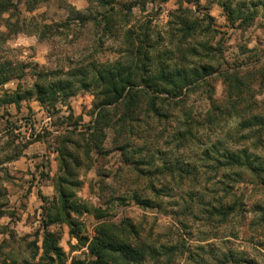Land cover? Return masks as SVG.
Returning <instances> with one entry per match:
<instances>
[{
  "label": "clouds",
  "instance_id": "1",
  "mask_svg": "<svg viewBox=\"0 0 264 264\" xmlns=\"http://www.w3.org/2000/svg\"><path fill=\"white\" fill-rule=\"evenodd\" d=\"M246 2L249 10L258 14L253 23L242 30L241 42L246 49L243 56L254 57L258 61L256 72L264 75V45L257 44L255 39L260 24H264V7L252 9V0ZM223 4L224 0H214L213 11L209 13L213 22L209 23L195 12L194 6L183 0H166L160 5L146 0L143 9L136 4L130 13H123L129 16V22L123 26L119 39L105 36L103 25L95 28L96 21H88L93 32L84 47L69 43L76 38L73 28L80 23L78 18L68 29L53 26L76 14L92 15L97 20L111 14L108 6H102L99 0H50L49 4L38 7L29 19L5 14L8 24L0 25V54L10 59L14 68L28 65L23 71L35 75L27 86L33 88L45 80L70 81L79 89L77 96L82 102L72 103L73 98L69 96L68 101L46 105L34 97L31 103L21 102L17 106L13 97V102L5 106L11 115L0 120V187L15 190V195L9 199L15 209H20L17 215L21 218L14 222L7 214L0 217V264H52V261L59 264V260L54 259L55 253L45 248L38 215L26 221L31 214L39 213V206L44 203L42 197L50 201L53 196L57 207L63 208L64 231L55 247L69 253L65 264H70L71 255L84 259L86 264L94 259L84 245L70 235L72 229L65 227V212L85 220L87 232L94 236L92 230L99 222L93 217L100 210L105 211V216L115 218L116 227L112 231L121 241L143 251L142 264H200L201 258L206 264H216L207 254L208 244L218 249L216 255L220 260L231 252L237 258L264 264V246H261L264 245L261 220L264 212L254 209L257 203L264 204V183L261 182L264 173H253L246 163L221 167L205 156L207 152L216 159H223L221 154L226 151L234 153L246 149L264 157V143L260 142L264 137L258 132L259 126H244L251 117L264 116V87H248L236 95L231 83L217 91L215 83L204 84L197 79L191 85L192 90H188L165 80L163 75L149 83L140 82L135 88L134 82L120 86L108 83L110 77L101 59L109 49H115L118 57L136 56L125 34L130 29L135 30L134 26L138 28L137 22L144 24L152 19V27L159 25L158 30L164 36L163 47L173 53V59L167 61L169 65L182 58L186 69L201 73L205 68L212 69L204 80L211 81L217 76L228 80L227 72L221 70L228 69L230 64L235 66L241 54L238 49L234 53L215 50L224 28L230 27ZM158 7L163 12L156 17ZM232 7L235 8V3ZM182 8L187 12L181 13ZM169 12L174 15L169 16ZM181 14L197 26L187 34L177 33L173 37L166 27L167 21ZM46 26L53 27V31L47 32ZM142 58L137 57V67ZM120 64L131 71L137 70L125 64L124 59H120ZM247 66L241 64V67ZM233 78L240 79L238 72ZM6 91L13 95L16 82L9 80L0 84V99ZM125 97L126 106L121 103ZM57 137L60 146L72 156L61 158L60 152L48 148ZM122 138L132 147L125 148L120 143ZM133 148L141 151L134 153ZM118 149L123 150L117 156ZM53 159L55 165L50 163ZM126 159L129 163H125ZM140 159L151 162L131 163ZM166 162L171 170L165 167ZM177 162L179 167H176ZM186 165L194 166L198 175H181L180 168ZM69 169L73 175L68 174ZM149 172L153 175H147ZM224 173L231 179H224ZM209 177L211 182L206 183ZM229 184H233L232 192L227 191ZM101 185L120 190L114 192L109 202L101 193ZM206 186L217 190L214 201L217 207L240 201L246 211L240 213V205H237V212L228 215L227 221L202 217L200 223H195L192 217L201 216L203 211L198 201L212 200L205 192ZM165 189L171 194L164 195L161 190ZM194 193L199 196L190 199ZM65 196L67 209L64 208ZM137 197L154 204L164 202L169 221L167 231L154 223L162 211L149 208L151 211L146 212L148 207L137 203ZM21 203L27 205L26 210L20 208ZM4 211L8 213L14 208L10 206ZM172 212L182 214L173 216ZM124 217L130 220V225L120 224ZM180 223L190 227L182 229ZM186 231L193 232L194 237L190 239ZM88 243L91 245L93 240L89 239ZM198 245L204 246L203 253L199 252ZM73 247L79 251L71 252ZM170 248L175 251H169ZM49 257L53 259L50 261Z\"/></svg>",
  "mask_w": 264,
  "mask_h": 264
},
{
  "label": "rangeland",
  "instance_id": "2",
  "mask_svg": "<svg viewBox=\"0 0 264 264\" xmlns=\"http://www.w3.org/2000/svg\"><path fill=\"white\" fill-rule=\"evenodd\" d=\"M6 1L10 4V14L17 16V17H20L22 19L31 18L32 13L38 7L49 4V2H50V0H6ZM224 1H226L231 6H233V4L235 3L234 9L237 10L238 8H240L243 12L241 15L243 17H245V19L240 18V15L238 12H236L234 14V18H235L234 22H230V27L224 28L222 34L220 35V39L217 43L215 50L219 51V52H229V50H232L234 53L235 50L238 49L241 56L238 57L235 66L230 64L228 66V69H222L221 70L222 72H227L228 80H225L223 76L214 77L211 81L204 80V77H205L204 76L200 80L203 81L204 84L215 83L217 91H220V90L228 87L229 83H231V86H232L234 93L236 95H240V94H242L243 90L248 88V87H252V88L264 87V75L257 73L255 70V63H258V61H256V59L254 57L245 58L243 56L246 49L241 42L242 38H243L242 30H246L247 27H249L253 23V21L255 20L258 13L256 11H250L249 10V5L246 2V0H224ZM147 2H149V1H147ZM174 2H180V0H174ZM213 2H214V0H206V2H205V0H183V3H186L189 6H194L195 12L197 14H200L204 20L209 21V23L213 22V17L209 15V13L213 11ZM99 3L102 6H108L109 12L111 14H105L101 20H97L96 17L92 16V15L87 16L85 20L78 18L80 20V23L75 24V26L73 28V31L76 34V38L73 41L69 42L74 47H84L89 42V36L93 32V27L88 26V21H96V24L94 25L95 28H100L101 25H103L102 31H103V34L105 36H109V37H112L115 39H119V36H120L121 32L123 31V26L129 22V16L124 15L123 13H125L126 11L128 13H130L131 8L134 7L136 4H139L142 9L145 7V4H146L145 0H99ZM150 3L155 4V5H160V4H163L165 2H158V1L151 2L150 1ZM260 7H264V0H252V3H251L252 9H259ZM180 11H181V13H184V12H187V9L182 8V9H180ZM162 12H163V9L158 7L157 11L154 13V15L156 17H159ZM97 15H99V14H97ZM168 15L173 16L174 13L169 12ZM3 17H8V16H6L4 14ZM76 19H77L76 16L69 17L67 20L62 21L61 24L54 25L53 27H64L65 29H68L69 25L74 24V21ZM180 21L185 22V23H187V25L192 26L193 29L191 31H193L195 29V27L197 26V23L190 21L186 15H183V14L177 15L175 17V20H168L167 24H166V27L169 28L170 34L173 37L177 33H184L181 25L178 24ZM237 22H239V23H237ZM2 23H3V20H2V18H0V25ZM137 25H138V28L136 26H134L135 30H132V29L128 30L130 33V36H132V41L135 43L134 47H136V48H134V50H136L137 47L139 46L136 44V42L139 43V40L142 39L143 36H145V38L147 39L145 49L148 51L151 50V54L148 53L147 57H143L142 60H139V62H138L139 66L142 69L147 68L149 71H153L155 68H158L160 63H162L163 65H169L167 63V61L173 59V53L171 51H169L167 48L163 47L164 36L161 35V31L158 30L160 26L157 25L156 28H153L152 27V19H147L144 24H139V22H137ZM53 27H47L46 26V31L47 32L53 31ZM125 35L128 38V43H132L131 40H129V36L127 35V33ZM255 39H256L257 44L264 45V24H260L259 30L255 34ZM203 46L207 47V45H203ZM192 51L195 52V49H193ZM139 56H141V55H138V53H136V56L118 57L115 49H109L103 55V57L101 59H102L105 67L111 66L113 63H115L117 61L120 62V59H124L125 64H127V62H128V64H131V65H133V67L137 68V57H139ZM0 61L12 62L10 59L6 58L2 54H0ZM241 64H247L248 66L247 67H241ZM171 66H177V67L183 66L182 58L180 60L176 61ZM23 67H28V65H23ZM141 68H140V70H141ZM208 71H209L208 75H210L212 69L208 68ZM237 72L240 76V79L238 80V85H239L238 88H235L234 82L236 79H234L233 77ZM142 73H143V71H142ZM55 74L56 73H53V75H55ZM34 75L35 74L31 73V72H29V73L24 72L22 75H20V77L12 79V81L16 82V92L15 93L21 94L27 90H30L31 88H29L27 85H28V82L33 78ZM138 83H140V82H137L136 84H138ZM194 83L187 85L186 87H183V88H187L188 90H192L191 85H193ZM134 88H135V86H134ZM73 89L75 90V93L71 96L73 98L71 102L72 103L82 102L80 100V97L77 96V92H79V89L74 88V86H73ZM5 94L9 95V93L7 91L5 92ZM34 97L35 96L33 95L31 98H29L27 100H22L21 102L31 103L33 101ZM68 98L69 97H66V99H63L62 97H59L58 100H55V101H49L48 100V101H46V105H55L57 102L62 103V102L68 101ZM21 102L18 105L17 104L16 105L19 106L21 104ZM8 104L9 103H3V104L0 103V111H3V116H0V120H3L4 116H10L11 115V113L9 111H7L6 107H5ZM260 117L264 118V116H260ZM258 132L262 137H264V127L263 126H259ZM260 142L264 143V138H262L260 140ZM120 143L123 144L125 148L132 147L131 145L127 144L123 140V138L120 140ZM48 148L53 152H60L61 158L65 157V156H72L71 152H69L66 148H62L60 146L59 137L56 138L54 143L49 144ZM122 150L123 149H118L116 155L118 156L119 151H122ZM140 151H141L140 149L133 148L134 153H138ZM161 155L163 156L164 154H161ZM65 162H66V160H65ZM140 162L150 163L151 161H150V159L149 160L140 159L138 161L137 160L131 161V163H140ZM50 163L55 165V159L50 161ZM125 163H129V160L126 159ZM165 165H170V164L168 162H166ZM176 165H179V162H177ZM101 167H103L102 164H101ZM157 172H159V169H157ZM44 175L46 176V174H44ZM72 175H73V173H72ZM147 175L151 176V175H153V173L149 172V173H147ZM61 179H63V178H61ZM211 179L212 178L209 177L207 179L206 183H210ZM224 179H225V177H224ZM217 183L221 184L222 182L217 181ZM118 190H120V189L117 188V189H111L110 190L106 186L101 185V193H102L103 197L105 199H107L109 202H110L111 197L113 196L114 192L118 191ZM233 190H234L233 184L227 185V191L228 192H232ZM205 192H207L209 195L212 196V200L205 199L206 204H210V203L215 204L214 201L216 200L217 190L215 188H208L206 186ZM170 194H171V192L169 190L168 194H166V195H170ZM14 195H15V190L12 187H8V188L0 187V201H2V202H0V217H3L5 214H7L10 217H13L14 222H15V221L20 220L21 217L17 215V212H19L20 209H15V205L11 204V201L9 199L11 196H14ZM195 196H199V194H195ZM42 199L44 200V203L42 202L40 204L39 213L38 214L37 213L31 214L29 217L26 218V221L31 219L32 216L38 215V217L40 218V221H41V228L43 229V225H46L47 228L51 232L56 234V236L59 240L61 238V236L63 235V231H64L63 225H64L65 221L61 217V213H63V209L61 210L60 208L57 207V202H56L55 196H53L50 201L47 197H42ZM120 199H121V201H123L122 197ZM193 199H195V197H193ZM239 205H240L239 212L240 213L245 212L246 209L243 207L242 202H240ZM10 206L14 208V211L5 213L4 210L9 208ZM160 206H161V208L152 207V208H155L158 210L160 209L162 211L160 216H159V219L155 220L154 223L159 224L161 228H163L165 231H167L169 228L168 212L165 210V205H164L163 201L160 202ZM258 207H260V208H258ZM20 208L26 210L27 205L21 203ZM65 209H67V207H65ZM254 209L258 212H261V211L264 212V204L257 203L256 205H254ZM145 210H146V212L151 211V209H149V208H146ZM85 211H87V209H85ZM236 212H237V210H236ZM171 214L173 216H177V215H181L182 213L172 212ZM65 215H67L68 217H70V219H72L74 230L80 236L88 237L89 239H91L93 237L92 233L87 232L85 220L80 219L78 217H73L70 214H67L66 212H65ZM105 215H106L105 211L100 210L98 212V214L93 217V219L98 221L99 223L105 222V223L116 224L115 218L113 216H105ZM202 217H204L203 214H201V216H193L192 219L195 223H200ZM211 219H213V218H211ZM216 220H218V219H216ZM261 220H262V222H264V217H261ZM124 221L125 222L128 221L129 223H131L130 220H128L126 217L121 219L119 222L122 223ZM218 221H220V220H218ZM253 226H254V222H253ZM65 227L69 228V226L67 224H65ZM180 227L182 229L187 230L190 227V225L185 224V223H180ZM82 230H84L83 233H82ZM92 232L95 233V228L92 230ZM37 234H39V233H37ZM159 235L163 236V233H160ZM186 235L190 239L194 237V233L191 231H186ZM199 246H203V245H198L197 247H199ZM261 246H264V245H261ZM84 247L88 251L87 245H84ZM207 247H208V252H207L208 255H211V256L216 255L218 249L214 245L208 244ZM70 251L73 253H77L79 250L76 249L75 247H73L70 249ZM204 251H205V248L203 251L199 250L200 253H203ZM68 256H69V253L64 252V264H65V259ZM200 262H202V264H206V262H204L203 260H201ZM25 264H27V262H25ZM70 264H86V261L84 259H78L77 255H71ZM216 264H217V262H216ZM239 264H255V262L251 261L249 263V261H248V262H241Z\"/></svg>",
  "mask_w": 264,
  "mask_h": 264
},
{
  "label": "trees",
  "instance_id": "3",
  "mask_svg": "<svg viewBox=\"0 0 264 264\" xmlns=\"http://www.w3.org/2000/svg\"><path fill=\"white\" fill-rule=\"evenodd\" d=\"M147 1H158V2H166V0H147ZM146 2V0H145ZM224 11L228 14L229 22H234V14L236 12L239 13L240 18L245 19L241 14L243 13L240 8L237 10L234 9L230 4H228L226 1H224L223 4ZM30 10V9H29ZM10 14V4L6 0H0V18H2L3 23L1 25L8 24V17H3L4 14ZM251 15V14H250ZM77 18H80L82 20H85L86 17L80 16L79 14L75 15ZM179 25H181L182 30L185 34L190 32L193 27L190 25H187L185 22H179ZM11 28H16L17 25H9ZM127 35L129 36V40H131L132 43H129L133 50L135 46V43L132 41V36H130L129 31L127 32ZM147 43V39L145 36H143L142 39L139 40L138 47L135 51V53H138V55H141L142 57H147V54L149 53L148 50L145 49V45ZM132 55H129L128 57H131ZM128 64V62H127ZM12 62H6V61H0V84H3L6 81L12 80L14 78L20 77L24 73L23 69L25 67L19 66V67H13ZM112 66V67H111ZM111 66L105 67V70L107 74L109 75L110 79L108 83H117L120 86H123L126 82H134L133 87L136 85L137 82H144L149 83L153 80L159 79L162 75L165 80L169 82H173L177 85V87H186L187 85H190L194 83L197 79H202L204 76L209 74L208 68H205V71L203 73L198 72L196 69H186L183 66L177 67V66H171V65H163L162 63L159 64L158 68H155L153 71H149L147 68L142 69L143 76L141 75V70L139 67H137L136 71H131L129 68L124 67L120 64L119 61L113 63ZM144 77H147V79H143ZM235 88H238V80H235L234 82ZM75 93V90L73 89V84L70 81L65 80H56L55 82L51 81H45V83H36L33 88L30 90H27L21 94L14 93L13 95H8L4 93V98L0 99V103H14L19 104L22 100H27L31 98L33 95L35 98L39 101L41 104H46V101H55L58 100L59 97H62L63 99H66V97L72 96ZM121 103L125 106L128 104L127 98H122ZM263 126L264 127V118L260 117L259 115L251 117V119L245 121L244 126L247 127H254V126ZM65 150V149H64ZM224 158L223 159H216V157L210 156L207 152H205V156L209 160H215V162L220 165L221 167L227 165V164H241L246 163L247 166L252 170L253 173H256L257 175H260L264 173V157H261L259 155H256L254 153H249L246 149L240 150L237 152H228L221 154ZM241 156L244 157L243 161L241 160ZM67 162V161H66ZM65 162V167H67V163ZM143 164V162H140ZM166 168L171 170L170 165H165ZM176 167H179V165H176ZM193 173H196L198 175V172L194 166L186 165L182 168H180V174L181 175H191ZM69 175H72L71 171H68ZM225 179H231V177L228 175V173L223 174ZM240 179L243 177L239 175V173L236 174ZM264 183V179L261 181ZM164 195L168 194L169 190H161ZM63 192L60 193V197H63ZM193 197L197 198L198 196H195V194L190 195V199ZM137 203L148 207H156L161 208L160 203H153L150 200H140L137 197ZM198 203L202 206L203 211L202 214L204 217L211 219L215 218L218 220H227L228 215H231L236 212L237 205L240 204V201H236L231 205H228L226 207H217L215 204H206L205 199H200ZM68 207L67 205V196H65V204L64 208ZM260 208V207H258ZM63 208L61 207V210ZM65 219L67 220V225L69 228L72 229L70 232V235L76 237L79 242L83 245H87L89 254L91 257H94L90 261V264H142L144 260V255L142 250H138L134 248L132 245L125 243L119 239L118 236L114 234L112 229L116 227V224L114 223H105L101 222L97 225L95 228V235L91 238L93 240V243L90 245L89 238L80 236L75 230L73 226V221L68 217L65 216ZM125 223L129 224L128 221H124L120 223L121 225H124ZM43 231L45 236V248L46 250L50 249L55 253V260H59V264H64V252L62 249L55 247V242L58 241V238L55 233L51 232L46 225H43ZM132 231L135 232V228H132ZM199 250L203 251L204 247L199 246ZM169 251H175L174 248H170ZM47 254V251H46ZM213 259L217 262V264H229V258H231V264H239L241 262H248L243 257L237 258V255L235 253H229L228 257H225L223 260H220L217 255L212 256ZM53 258L49 257V260L51 261ZM189 259H192V256L189 257ZM201 260H203L201 258ZM200 260V261H201ZM251 261H249L250 263ZM52 264H55V261H52ZM202 264V262H200Z\"/></svg>",
  "mask_w": 264,
  "mask_h": 264
}]
</instances>
